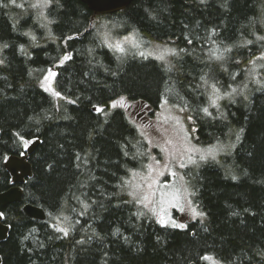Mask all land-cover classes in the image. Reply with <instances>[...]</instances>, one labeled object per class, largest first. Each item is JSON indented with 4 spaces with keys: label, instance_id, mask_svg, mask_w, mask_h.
I'll return each mask as SVG.
<instances>
[{
    "label": "trees",
    "instance_id": "obj_1",
    "mask_svg": "<svg viewBox=\"0 0 264 264\" xmlns=\"http://www.w3.org/2000/svg\"><path fill=\"white\" fill-rule=\"evenodd\" d=\"M2 3L0 193L14 186L5 161L40 143L22 202H0L1 264H264V0H134L106 15L82 0ZM121 37L133 39L124 52L112 41ZM49 69L59 98L42 86ZM120 97L152 111L164 100L185 107L194 145L224 149L184 170L204 214L184 228L124 203L122 181L145 172L152 151L112 107ZM28 203L46 219L29 217Z\"/></svg>",
    "mask_w": 264,
    "mask_h": 264
},
{
    "label": "rangeland",
    "instance_id": "obj_2",
    "mask_svg": "<svg viewBox=\"0 0 264 264\" xmlns=\"http://www.w3.org/2000/svg\"><path fill=\"white\" fill-rule=\"evenodd\" d=\"M108 30L109 28L106 29V32ZM125 38L126 37L115 38L112 39V41L120 43L121 46L133 42L132 38ZM153 54H159V51H153ZM52 71L56 73V70L52 69ZM54 79L55 77L50 76L48 81L43 80V87L47 88L51 93L56 91L54 87ZM144 106L145 105L143 104L130 102L128 100L124 102L123 107L119 104L116 106L124 109L131 120L144 133L149 148L152 151L151 157H155V160L151 159L149 162L153 167V171L150 175L147 169L143 173L133 175L130 181L133 184L144 186L145 190L147 183H152L153 181L157 182L153 184L154 189L164 190L165 183L171 181L166 190L167 194L163 197L165 203L161 205L166 209L165 219L169 220L167 225L172 226V220H174L177 224L187 226L186 224L188 222H191L199 216H194L193 209H195L196 212L199 211L194 207L192 201L191 205L188 204V200H191V196L187 199L181 197L180 205L183 207L182 212L171 207L170 203H168L169 201H173L175 187L186 184L183 174L184 170H186L188 166L193 165L188 164L185 168H179L178 159L180 155L183 154L185 156V163H187V153L185 152V149H199L201 151L212 150L215 153V157L220 155L224 149L217 145L207 148H201L194 145L186 122L182 115L179 114V111L172 106L163 104L157 111H152L149 107ZM171 117H178L179 123H177L176 120L171 119ZM168 140H171L172 143L167 144L166 141ZM161 148L166 150L161 151ZM194 155L198 160L199 153H195ZM157 161L159 162L158 164L156 163ZM170 170L175 171L177 175L175 177L169 175ZM181 176L183 177V180L181 179ZM155 217L158 219L157 216ZM210 264L217 263L211 261Z\"/></svg>",
    "mask_w": 264,
    "mask_h": 264
},
{
    "label": "snow or ice",
    "instance_id": "obj_3",
    "mask_svg": "<svg viewBox=\"0 0 264 264\" xmlns=\"http://www.w3.org/2000/svg\"><path fill=\"white\" fill-rule=\"evenodd\" d=\"M16 0H9V3L11 4H15ZM45 5L50 4L51 0H44ZM7 4L2 3V0H0V7H7ZM127 39V37L125 38ZM259 39H264V37H260ZM189 43H192L191 40L188 41ZM251 43V42H249ZM5 47H7V45H5ZM115 48L121 52H124V48L121 46L120 43H116L115 44ZM183 51V50H181ZM225 51H230V49H225ZM172 55H175L176 53L173 51L171 53ZM152 53H144V52H140V56L144 57V58H148V56H151ZM160 60L164 59L163 55H160L159 57H157ZM218 59H220L221 57H217ZM261 59H264V55H262L260 57ZM71 59V56L69 54H65L61 60V63H63L64 61H67ZM57 75V73L53 72L51 69L48 70L47 75L44 76V81H48L49 77H55ZM203 79V77H202ZM233 79H235V77H233ZM43 81H42V86H43ZM256 83H260L259 80L256 81ZM212 91H213V95L215 97V99L212 100V106L216 107V101L218 99H221L222 97L219 95V88L216 87L215 84H213L212 86ZM45 91H48L47 88H45ZM235 89H232V92H225L224 96H231L232 93H235ZM53 95L56 97H61V93L58 91L53 92ZM126 101L125 97H120L118 101H114L112 103V107H116L118 104L123 107L124 106V102ZM168 101L164 100L162 101V104H167ZM95 110L98 112H103L104 109L99 108L97 106H94ZM144 107H147V105H145ZM174 107H177L179 109V111L183 112L186 110L185 107H180L179 105H174ZM205 114L207 115H211V113L209 112V109L207 107H204L201 109ZM171 119L176 120L177 123H179V119L178 117H171ZM189 120H191V117H188ZM139 130V129H137ZM242 131V130H241ZM142 136L144 135L143 132L140 133ZM21 141H23V143L25 144V146H27V144L29 143V141L25 140L23 136H20ZM237 139H239V136H237ZM150 143V142H149ZM167 144H171L172 141L168 140L166 141ZM166 149L161 148V151H165ZM185 152L187 153V163H185V156L183 154L180 155L179 159H178V167L179 168H185L188 166V164H196L197 163V158L195 157V153H199L198 155V160L199 161H206L207 159H209L210 157L212 159H215V153L212 150H208V151H201L199 149H185ZM125 156L128 155L127 152L124 153ZM77 159H79V157H77ZM152 160H155V157H151ZM157 164L159 163L158 161L156 162ZM147 169H148V173L149 175L151 174V172L153 171V167L151 164L147 165ZM133 175H137V173L133 172ZM169 175H171L172 177H175L177 175V173L175 171L170 170L169 171ZM181 179L183 180V177L181 176ZM233 179H235V177H233ZM157 183L156 181H153L152 183H147L146 185V190L145 187L139 184H133L131 181H122L121 187L122 188H128L131 189L127 192V195L129 197H131V200H125L124 203H134L137 205L142 206L143 209H147L148 212L152 213L154 216H157V222L160 223L162 226H167V224L169 223V220L165 219V212L166 209L163 208L161 205L163 203H165V201L163 200V197L167 194L166 190L168 188V185L171 183V181L166 182L164 185V190H159V189H154L153 188V184ZM194 192H190L188 190V187L185 185H179L176 186L174 189V198L173 201H169L168 203H170L171 207L176 208L178 211H183V207L180 205V199L181 197L187 199L188 197L194 195ZM188 204L191 205V200H188ZM88 205H85V208H87ZM193 213L194 216L195 215H199L202 216L204 215L201 212H196L195 209H193ZM143 212H140L139 215H143ZM4 216V214L2 212H0V218H2ZM65 219H67V217H65ZM172 226L173 227H179V228H184L185 225L183 224H177L174 220H172ZM56 231L63 233L64 235L68 234V229L64 228V227H57ZM204 259L208 260V259H214V258H209L207 256L203 257Z\"/></svg>",
    "mask_w": 264,
    "mask_h": 264
},
{
    "label": "water",
    "instance_id": "obj_4",
    "mask_svg": "<svg viewBox=\"0 0 264 264\" xmlns=\"http://www.w3.org/2000/svg\"><path fill=\"white\" fill-rule=\"evenodd\" d=\"M88 8L97 15H106L118 12L128 7L134 0H82ZM40 141L36 140L32 142L26 153L20 156H10L6 162L5 167L12 175L13 183L12 188L0 193V202L3 205H7L13 202H21L23 200L22 184L27 177L32 175V166L29 161V156L34 152ZM24 212L32 218L45 220L46 212L41 207L33 204H26L24 206ZM9 226L3 222V218H0V242L8 237ZM2 258L0 255V264ZM203 264H208L203 262Z\"/></svg>",
    "mask_w": 264,
    "mask_h": 264
},
{
    "label": "bare ground",
    "instance_id": "obj_5",
    "mask_svg": "<svg viewBox=\"0 0 264 264\" xmlns=\"http://www.w3.org/2000/svg\"><path fill=\"white\" fill-rule=\"evenodd\" d=\"M6 162V161H5ZM22 202V201H21Z\"/></svg>",
    "mask_w": 264,
    "mask_h": 264
}]
</instances>
